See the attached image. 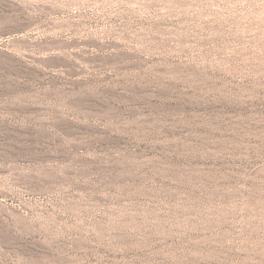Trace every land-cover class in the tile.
Listing matches in <instances>:
<instances>
[{
    "label": "rangeland",
    "instance_id": "obj_1",
    "mask_svg": "<svg viewBox=\"0 0 264 264\" xmlns=\"http://www.w3.org/2000/svg\"><path fill=\"white\" fill-rule=\"evenodd\" d=\"M0 264H264V0H0Z\"/></svg>",
    "mask_w": 264,
    "mask_h": 264
}]
</instances>
